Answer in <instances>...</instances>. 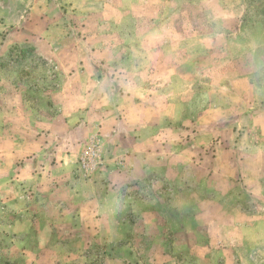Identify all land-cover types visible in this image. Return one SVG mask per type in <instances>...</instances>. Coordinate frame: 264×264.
<instances>
[{
  "label": "rangeland",
  "instance_id": "rangeland-1",
  "mask_svg": "<svg viewBox=\"0 0 264 264\" xmlns=\"http://www.w3.org/2000/svg\"><path fill=\"white\" fill-rule=\"evenodd\" d=\"M0 264H264V0H0Z\"/></svg>",
  "mask_w": 264,
  "mask_h": 264
}]
</instances>
